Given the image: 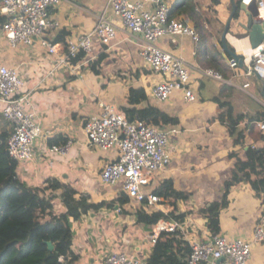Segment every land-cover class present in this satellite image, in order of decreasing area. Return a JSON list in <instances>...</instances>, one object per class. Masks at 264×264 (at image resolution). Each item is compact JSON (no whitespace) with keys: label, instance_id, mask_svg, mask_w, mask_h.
Listing matches in <instances>:
<instances>
[{"label":"crops","instance_id":"crops-1","mask_svg":"<svg viewBox=\"0 0 264 264\" xmlns=\"http://www.w3.org/2000/svg\"><path fill=\"white\" fill-rule=\"evenodd\" d=\"M219 1L214 4L213 0H171L172 18L193 26L201 42L197 46L188 36L163 37L158 42L160 47L182 57L189 65L197 95L194 102H187L182 91H176L167 101L153 96L154 86L163 81V77L147 66L141 57L143 39L126 31L109 6V0H62L52 9V17L59 26L47 37L58 45L61 56L66 54L68 40L92 32L104 12L117 26V37L110 45L96 37L92 53L77 64L70 61L68 66L59 64V57L39 43L11 47L0 30V65L20 70L25 81L24 92L29 95L41 128L49 133V138L37 140L34 159L19 163V179L30 186L41 187L48 178H58L81 193L89 194L95 203L114 201L123 192L122 184L106 185L101 174L107 164L117 158V151L91 145L85 127L92 116L100 114L101 103L115 104L125 113L127 108L133 110L127 102L130 88H143L148 96V105L144 102V107L152 105L176 118L175 124L166 127L171 132L170 145L176 148L171 164L156 175L154 186L148 190L153 191L163 181L171 180L177 191L190 196L187 201L175 204L164 200L156 211L169 215L176 208L178 214H185L182 221L191 237L205 240L212 234L199 210L211 202L221 201L225 183L238 159H247L250 146L261 148L264 145L261 138L264 131L258 125L261 121L246 119L239 126L245 137L237 144L228 121L219 118L225 109L223 103L230 104L235 114L255 116L264 112V99L259 96L260 93L264 97L262 84L257 81L259 92L256 88L252 92L251 84L248 91L252 95L241 89L248 81H239L244 76L233 78L231 58L219 46L231 14V0ZM241 23H247L244 14L241 20L233 21L227 37L238 54L251 47L248 36H239L248 35ZM209 50L221 51L218 63L224 81L206 77L198 70V67L211 66ZM102 54L107 57L100 75L84 69L87 62ZM236 72L240 75L241 70ZM139 108L137 105L136 109ZM68 142L72 145L65 153L52 151L53 146ZM232 153L238 158L231 157ZM229 199V206L221 213V234L251 240L264 216V195L257 196L249 183L242 182L232 187ZM57 203L59 212L66 211L59 201ZM140 208L141 204L131 200L123 209L117 204L113 208L91 211L74 221L75 264H103L111 252H125L146 262L155 247L149 239L154 224L137 222ZM249 264H264V241L254 245Z\"/></svg>","mask_w":264,"mask_h":264},{"label":"built area","instance_id":"built-area-1","mask_svg":"<svg viewBox=\"0 0 264 264\" xmlns=\"http://www.w3.org/2000/svg\"><path fill=\"white\" fill-rule=\"evenodd\" d=\"M62 0H0V16L5 23L0 30L11 47L19 44L34 46L39 43L52 55L59 57V64L69 65L71 58L81 52L92 53L94 39L110 45L117 37V26L107 18L106 12L99 16L96 28L78 39H69L66 54L61 56L57 44L48 34L59 24L51 11ZM258 7L257 23H264V0H242L247 7L252 3ZM109 6L119 17L124 28L132 35L140 36L144 45L141 57L154 74L163 81L153 88V96L159 101H167L176 91H182L187 102L197 100L192 87L191 70L180 56L160 47L163 37L188 36L198 46L201 37L189 23L171 17V0H109ZM244 66L234 58L230 60L233 78L252 76L255 70L264 86V45L249 48L239 54ZM72 68V67H70ZM240 69V75L236 70ZM200 74L224 81L216 68L198 67ZM232 83V82H231ZM251 87L247 82L241 85L245 92ZM25 81L18 68L0 65V116L12 128L8 139V154L18 163L32 161L35 157L37 140L49 138L37 119V114L29 95L24 92ZM250 94V92H249ZM252 95V94H250ZM101 112L87 122L85 130L91 145L117 151V158L108 163L101 174L106 185L122 184L123 191L132 201L143 204L146 210H157L164 198L148 189L153 187L156 175L171 164L176 148L170 145V131L142 120L131 121L125 112L115 104L101 103ZM264 131V121L258 123ZM72 142L63 146H53L52 151L65 153ZM168 215V214H167ZM180 231L188 242L191 254L187 264H249L255 244L264 241V216L256 226L251 240L229 238L223 234H209L205 240L191 237L188 227L181 220L162 219L154 225L149 239L156 246L162 232ZM103 264H144L135 255L125 252H111Z\"/></svg>","mask_w":264,"mask_h":264},{"label":"trees","instance_id":"trees-1","mask_svg":"<svg viewBox=\"0 0 264 264\" xmlns=\"http://www.w3.org/2000/svg\"><path fill=\"white\" fill-rule=\"evenodd\" d=\"M235 1L238 5L235 20H241L242 0ZM213 3L219 4L220 1L213 0ZM4 23L5 19L0 16V27ZM219 44L224 54L233 59L224 49L221 40ZM229 48L235 51L231 44ZM220 54V50L208 51L211 66L220 68L218 63ZM85 56L86 54L81 52L75 58H71L70 62L77 64ZM106 57L102 54L87 62L84 69H90L96 75H100ZM147 100L148 96L143 88H130L127 102L130 105H140L139 109H126V115L131 121L142 120L147 124L163 128L176 123V118L170 117L160 109L152 105L144 107L143 103ZM222 106L225 109L219 118L228 121L229 129L236 136L237 144L242 143L245 137L239 126L246 119L250 122L264 121V112L248 116L235 114L230 104L223 103ZM11 130V127L0 128V264H75L77 256L73 250V222L80 220L83 215L91 211H99L105 207L113 208L118 204L123 209L131 199L123 191L114 201L95 203L89 194L81 193L72 185L53 177L48 178L41 187L22 182L17 175L19 163L8 154ZM261 138L264 141V135ZM231 157L238 158V155L232 153ZM242 182L249 183L257 196L263 197L264 145L261 148L250 146L247 150V159L244 161L238 159L230 178L226 181L222 200L211 202L199 210V213L206 218L208 229L212 234H221V213L229 206L232 187ZM153 192L163 197L165 203L169 200L175 204L181 200L187 201L190 197L186 193L177 191L171 180L163 181L154 188ZM57 201L66 211L59 212ZM136 215L138 223L154 225L168 218L182 221L186 216L178 214L176 208L169 215L156 210L148 212L143 204ZM49 242L53 243L54 249L49 248ZM190 254V246L180 231L162 232L151 256L144 264H187Z\"/></svg>","mask_w":264,"mask_h":264},{"label":"water","instance_id":"water-1","mask_svg":"<svg viewBox=\"0 0 264 264\" xmlns=\"http://www.w3.org/2000/svg\"><path fill=\"white\" fill-rule=\"evenodd\" d=\"M241 9V15L244 14L247 18V23L243 24L241 23V26L247 30L248 37L250 39L251 48L255 49L260 47L261 45H264V23H257L255 22L254 18L258 15V7L257 4L254 2L250 6H246L245 4H240ZM238 11V5L235 0H231V14L225 24L221 42L224 47V49L229 52V54L239 62V65L241 67L244 66V60L240 57V55L236 51H232L229 48V42H228V34L231 28V25L235 19V15ZM252 76H255L257 78V81L259 83H262V79L259 77L257 72L255 70H252ZM263 95H264V86H263ZM148 105V101L145 102V106ZM133 109L137 108V105L131 106ZM49 248L52 250L54 249V245L52 242H49Z\"/></svg>","mask_w":264,"mask_h":264},{"label":"rangeland","instance_id":"rangeland-1","mask_svg":"<svg viewBox=\"0 0 264 264\" xmlns=\"http://www.w3.org/2000/svg\"><path fill=\"white\" fill-rule=\"evenodd\" d=\"M241 18H242V16H241ZM235 20V19H234ZM219 43V42H218ZM219 46H220V44H219ZM209 67H211V68H216L217 70H219L221 73H222V75H223V72H222V70H220L219 68H217V67H214V66H209ZM239 81H241V82H246V81H248V82H250L251 84H252V92H254V88H256L257 89V91L259 92V88H258V83H257V78L255 77V76H249V77H242V78H239ZM263 86V85H262ZM259 96L261 97V98H263L264 99V97L263 96H261L260 95V93H259ZM10 124H8V123H6V121H4V119L2 118V117H0V128L1 129H4V128H6V129H9L10 128V126H9Z\"/></svg>","mask_w":264,"mask_h":264}]
</instances>
